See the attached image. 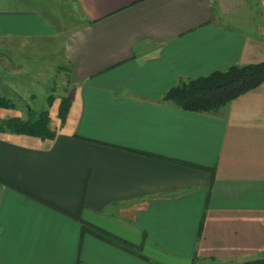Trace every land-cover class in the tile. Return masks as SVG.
Masks as SVG:
<instances>
[{
  "label": "crops",
  "instance_id": "0c3cea01",
  "mask_svg": "<svg viewBox=\"0 0 264 264\" xmlns=\"http://www.w3.org/2000/svg\"><path fill=\"white\" fill-rule=\"evenodd\" d=\"M46 1L0 0V97L37 99L38 41H61L65 74L45 98L53 138L0 131V264L264 258V82L214 112L163 99L263 63L264 0H73L62 39Z\"/></svg>",
  "mask_w": 264,
  "mask_h": 264
},
{
  "label": "trees",
  "instance_id": "16d2710c",
  "mask_svg": "<svg viewBox=\"0 0 264 264\" xmlns=\"http://www.w3.org/2000/svg\"><path fill=\"white\" fill-rule=\"evenodd\" d=\"M264 82V62L246 66H232L225 71L214 72L208 76L180 82L164 95L170 101L187 112L207 113L218 111L228 106L242 94L259 87ZM49 103L52 102L48 98ZM66 99H62L59 115L62 117ZM1 108H12L13 103L0 98ZM50 118L47 110L28 113L27 119L13 118L0 121V131L27 135L38 138H53L49 128ZM100 238L114 244L125 246L116 239L102 233ZM246 264H264V258Z\"/></svg>",
  "mask_w": 264,
  "mask_h": 264
},
{
  "label": "rangeland",
  "instance_id": "374dc122",
  "mask_svg": "<svg viewBox=\"0 0 264 264\" xmlns=\"http://www.w3.org/2000/svg\"><path fill=\"white\" fill-rule=\"evenodd\" d=\"M46 6L48 12L47 15L52 19V22L50 21L51 27L62 35L60 36L62 39L65 36V34H63L64 31L71 27L73 23L75 24V21H79V10L73 0H47ZM251 15V12H247L244 15L245 17H248V21L246 22V26H244L245 28H243L250 32L257 28L253 23L256 22L258 27L262 23L260 19L253 20ZM252 20L254 21L253 23ZM60 43L61 41H58V43H50L46 41L37 42V82L38 90H40L41 87L42 89L37 92V99L34 101L25 99V96L18 100V102L16 100H10L12 103L15 101L17 102V104L16 102L13 104L12 108H14V105L16 104L18 110L23 113L22 119H27L30 111L40 112L43 110L47 106V100L45 98L53 95L52 91H55L57 94L60 92L59 89L62 78H64L65 75L61 70L58 71V67L64 65L63 58L59 51ZM54 48L57 50L55 51ZM44 81H46L45 84L43 83Z\"/></svg>",
  "mask_w": 264,
  "mask_h": 264
}]
</instances>
